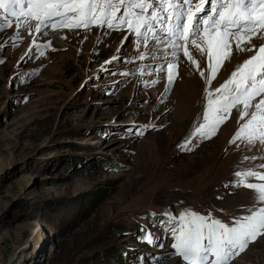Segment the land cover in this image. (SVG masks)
<instances>
[{"label":"rangeland","instance_id":"374dc122","mask_svg":"<svg viewBox=\"0 0 264 264\" xmlns=\"http://www.w3.org/2000/svg\"><path fill=\"white\" fill-rule=\"evenodd\" d=\"M150 23L158 39L127 25L0 30V264H184L170 217L188 209L231 225L264 207L234 186L236 171L264 173L259 144L229 143L247 120L240 108L210 138L192 135L208 93L222 97L254 53L232 46L221 64L202 41L204 55L167 36L170 21ZM139 224L140 237L129 230ZM230 264H264V235Z\"/></svg>","mask_w":264,"mask_h":264},{"label":"snow or ice","instance_id":"6c2138e0","mask_svg":"<svg viewBox=\"0 0 264 264\" xmlns=\"http://www.w3.org/2000/svg\"><path fill=\"white\" fill-rule=\"evenodd\" d=\"M150 19L170 21L172 26L165 24L163 28L165 34L190 43L204 55L198 43L202 41L209 49L208 58L216 55L221 64L231 58L233 43L237 51L254 53L215 90L222 92V97L213 100L214 93H208L204 123L196 127L192 135L210 138L230 116L231 109L239 107V119L247 117V120L229 143L242 140L250 147L259 144L264 149V44L257 48L252 43L254 39L264 40V0H0V30L12 27L13 23L17 28L32 29L33 22L36 33H43L46 27L71 30L99 24L119 30L127 25L130 31L141 36L145 35L141 31L145 28L155 33ZM153 38L159 37L154 34ZM179 47L189 56L186 45ZM172 67L168 62L160 70ZM217 71L212 67L213 79ZM168 83H174L171 73ZM214 103L217 107L213 109ZM188 143L190 141L178 147L187 150ZM259 167L264 168V164ZM234 176L238 178L234 186L254 190L255 199L264 204V184L247 182L250 177L264 180V173L247 169L236 171ZM249 213L235 219L231 225L188 209L179 217H170L174 222L169 228L174 238L172 254L184 264H230L249 243L264 235V207L249 209ZM145 239L153 242L150 234Z\"/></svg>","mask_w":264,"mask_h":264},{"label":"trees","instance_id":"16d2710c","mask_svg":"<svg viewBox=\"0 0 264 264\" xmlns=\"http://www.w3.org/2000/svg\"><path fill=\"white\" fill-rule=\"evenodd\" d=\"M170 223H174L173 221L172 222H169ZM143 225H135L134 228H131L129 230H132L131 232H136L135 234H138L139 237L142 236L145 232H146V228L145 227H142ZM134 234V233H133ZM157 236V237H156ZM159 235H155V238L154 240L156 241L158 239ZM158 241V240H157Z\"/></svg>","mask_w":264,"mask_h":264},{"label":"bare ground","instance_id":"6f19581e","mask_svg":"<svg viewBox=\"0 0 264 264\" xmlns=\"http://www.w3.org/2000/svg\"><path fill=\"white\" fill-rule=\"evenodd\" d=\"M259 11H260V9H257V12H259ZM57 31H59V30H57ZM68 31H69V30H68ZM259 40H261V39H254V40L252 41V43H253V44L259 43ZM232 46L235 47V46H236L235 43H233ZM235 48H236V47H235ZM228 61H229V60H228ZM217 62H218V61H217ZM217 62H216V60H215V63H217ZM227 63H228V62H227ZM227 63H226V64H227ZM240 64H242V63H240ZM226 67H227V66H226ZM222 71H223V70H222ZM227 71H228V70H227ZM227 71H226V72H227ZM233 71H234V70H233ZM226 72H225V73H226ZM223 73H224V72H223ZM224 75H225V74H224ZM199 76H200V75H199ZM197 79H198V78L196 77V80H197ZM199 79H200V78H199ZM198 81H199V80H198ZM196 82H197V81H196Z\"/></svg>","mask_w":264,"mask_h":264}]
</instances>
